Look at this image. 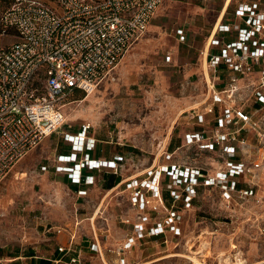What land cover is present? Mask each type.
Returning <instances> with one entry per match:
<instances>
[{"label":"rangeland","instance_id":"obj_1","mask_svg":"<svg viewBox=\"0 0 264 264\" xmlns=\"http://www.w3.org/2000/svg\"><path fill=\"white\" fill-rule=\"evenodd\" d=\"M172 1L183 15L191 11L187 0ZM169 39L166 31L157 35L150 27L120 62L113 79L91 95L75 93L66 98L63 113L67 125L62 131L76 134L82 124L91 125L100 157L123 158L118 175L96 172L98 185L79 198L78 188L53 170L58 155L69 151L57 134L1 182L0 264H39L52 258L58 241L53 235H44V228L55 225L78 227L76 247L90 248L96 240L100 242L108 262L96 254L89 264H120L122 260L125 264H194L193 259L201 264H264V237L258 231L264 227L263 210L251 203L233 207L223 202L219 189L203 186L190 207L182 198L172 201V190L185 192V187L172 186L174 166L185 171L201 168L212 175L224 167L225 160L220 152L186 144L187 134L214 129L215 116L206 124L198 123L197 115L205 114L208 90L202 65L197 66L196 76L186 78L185 68L177 66L173 58L166 61L167 55L173 56ZM248 137L251 160L264 159V141L259 144L253 133ZM240 156L245 160L244 154ZM164 167L170 170L159 183L163 206L146 216L153 225L177 213L181 234L174 235L168 227L165 236L147 237L120 257V248L132 231L125 221L139 222L126 182L145 179L147 173ZM116 179L117 185L107 189ZM60 240L66 241L67 235Z\"/></svg>","mask_w":264,"mask_h":264},{"label":"built area","instance_id":"obj_2","mask_svg":"<svg viewBox=\"0 0 264 264\" xmlns=\"http://www.w3.org/2000/svg\"><path fill=\"white\" fill-rule=\"evenodd\" d=\"M165 0H13L0 19V34H12L16 41L0 49V184L14 167L50 136L62 133L72 146V157L60 156L58 173H68L72 184L91 187L95 177L84 170H106L119 174L123 158L95 160L96 141L91 125L82 124L80 132H63L67 125L63 109L66 98L75 93L93 94L109 79L130 49L148 32L151 21ZM242 24H217L209 38L208 63L215 74L224 68L229 79L224 89L208 85L205 114L197 115L199 124L215 116V128L189 133L186 144L206 152H220L225 164L210 175L201 168L188 171L174 166L173 203L181 198L191 206L200 187L217 188L224 203L233 207L253 204L264 211V159L251 160L249 134L264 141V3H243L235 11ZM237 33V39L225 36ZM181 41L183 30H178ZM171 57L168 55L166 61ZM259 74L252 88L256 106L251 113L244 107V91L239 81ZM217 107H221L217 113ZM248 149V150H247ZM263 151V150H261ZM245 155V160L241 159ZM261 154H264L261 152ZM83 155L84 157L79 158ZM248 157V159H246ZM250 159V160H249ZM74 165L70 167V165ZM169 167L147 173L145 179H129L130 204L138 212L139 222L132 225L119 256L131 253L137 242L160 238L169 231L179 236L181 217L172 212L164 223L149 225L150 211L163 206L159 189L161 176ZM88 195L79 191V198ZM61 227H46L48 234L60 236ZM264 237V227L258 229ZM72 238V237H71ZM75 237L70 244L58 247L61 258L55 264H83L75 250ZM90 251L104 256L98 240ZM104 261V260H103ZM125 264V260H122ZM120 263V264H121Z\"/></svg>","mask_w":264,"mask_h":264},{"label":"crops","instance_id":"obj_3","mask_svg":"<svg viewBox=\"0 0 264 264\" xmlns=\"http://www.w3.org/2000/svg\"><path fill=\"white\" fill-rule=\"evenodd\" d=\"M187 1L188 4L192 5L190 6V8L188 7L189 9H191V11L189 12V14L183 15L182 12L175 10L176 7H178L180 10L179 5H175L176 3H174L172 0H165L163 4L160 6V8L156 11L149 28L151 27V29L157 35L164 33V31H166V33H169L171 35L172 39H169V43L171 47L170 49H172L173 51V56L170 55L169 56L171 57V60L172 58L174 59V62H176L177 66L185 68L186 78H189L191 76H196L198 74L197 66L199 64L202 65V71H201L202 73L201 72L200 73L203 74L204 77L203 79L205 80L208 89L207 95L204 99V103L206 105L207 98L211 96V92L210 89L208 88V85L210 87V84H216V88L218 90H222L224 89L229 79V73L226 69L222 68L219 70L217 74H215L208 63V54L210 53V45L208 41L211 36V33L213 32L214 27L220 23L229 24V25L242 24V22L236 19L235 17V11L239 7V5L243 3H251V2H258L263 4L264 0H202L197 2L196 1L194 2V0H187ZM12 2L13 0H0V19L4 14V12L11 6ZM178 30H183L185 37L184 41H181L180 36L177 33ZM225 39L228 42L234 41L237 39V33L232 32L231 34L226 35ZM15 41L16 39L12 34L8 36H2L0 34V49L13 44ZM207 75L209 79L207 78ZM258 80H259V74L254 73L239 81L240 87L245 88V86H247L249 88L248 90L244 91V95H243V97L246 98V103H244V107L248 113H251L253 109L256 107L254 106L255 100L252 95V88L253 86L257 85ZM220 110L221 107H217V113H219ZM209 117L211 116H207V119ZM57 134H60L62 136L63 142L69 146V151L58 155V157L56 158V164L53 169L55 175L65 176L67 178V182L72 187L78 188V193L82 189L90 190L96 187L98 184L95 177L96 176L95 173L101 171L91 172L89 170H84V174L86 175L91 174L94 175L95 177V184L91 187H87L85 185L82 186L73 185L70 174L58 173L59 167L67 166L66 164H62L59 162V157L62 155L72 157L71 155L73 154V150L71 144L65 141L63 134L62 133H57ZM53 136L47 137L41 143V145L46 140H51ZM95 141H96V149L91 154L92 159L100 160V161L113 160L114 158L105 159L103 157H100L101 151L99 147V141L97 139H95ZM82 157L84 156L81 155L78 157V159ZM73 166H74L73 164L70 165V167ZM43 169L44 171H47L48 167H43ZM79 225L80 224L78 223L77 226ZM46 227L44 228V235L55 236L58 241L57 243L58 247L62 245L70 244V239H72L73 237H75V240H77V237L79 235L78 227L70 228L69 226H58V225L53 226V227H61L65 229L64 233L60 236L51 233L48 234L46 232ZM64 235H67V240L61 241L60 237ZM76 243L77 242L75 241V244ZM58 247L52 258L47 259V262H49L50 264H55L54 262L61 258L60 254L58 253ZM75 250L77 254L80 255L83 264H89L93 260L92 257L96 255L90 251L89 247H85V246L76 247L75 245ZM32 258H35V260H37L36 259L37 257H32ZM103 260L105 262H108L106 260L105 254L103 256ZM41 262L39 264H41Z\"/></svg>","mask_w":264,"mask_h":264},{"label":"trees","instance_id":"obj_4","mask_svg":"<svg viewBox=\"0 0 264 264\" xmlns=\"http://www.w3.org/2000/svg\"><path fill=\"white\" fill-rule=\"evenodd\" d=\"M0 30H1V29H0ZM90 156L92 157L91 154H90ZM117 183H118V180L116 179L114 183L107 185V189H112L113 187H115V186L117 185ZM119 183H120V182H119ZM41 264H50V263L47 262V261H44V262L42 261Z\"/></svg>","mask_w":264,"mask_h":264},{"label":"bare ground","instance_id":"obj_5","mask_svg":"<svg viewBox=\"0 0 264 264\" xmlns=\"http://www.w3.org/2000/svg\"><path fill=\"white\" fill-rule=\"evenodd\" d=\"M208 78V75H207ZM209 79V78H208ZM194 264H201V262H198L197 260L193 259ZM238 264H244L242 261H238Z\"/></svg>","mask_w":264,"mask_h":264}]
</instances>
